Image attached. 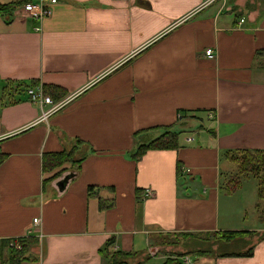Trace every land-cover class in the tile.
I'll return each instance as SVG.
<instances>
[{"label":"crops","instance_id":"crops-1","mask_svg":"<svg viewBox=\"0 0 264 264\" xmlns=\"http://www.w3.org/2000/svg\"><path fill=\"white\" fill-rule=\"evenodd\" d=\"M202 3L57 0L42 22L23 6L0 15V264L28 231L37 242L22 264H108L109 241L107 253L164 264L167 236L264 232L256 182L225 191L228 156L264 151V0ZM32 81L65 92L46 121ZM166 127L178 149L136 161ZM62 151L84 158L44 172L43 155ZM253 246L187 264H264V240Z\"/></svg>","mask_w":264,"mask_h":264},{"label":"trees","instance_id":"trees-1","mask_svg":"<svg viewBox=\"0 0 264 264\" xmlns=\"http://www.w3.org/2000/svg\"><path fill=\"white\" fill-rule=\"evenodd\" d=\"M34 0H13L8 5H1L0 6V15L3 16L5 21L9 23L13 17L14 11L18 8L24 7L27 4L32 3ZM264 55V49L259 50L255 53V57L259 58ZM38 83L36 81H32L28 87L29 88H36ZM27 88V87H26ZM4 93V90H3ZM42 93L45 96H50L54 102L59 101L65 95V92L62 89L57 87L42 86ZM163 130V133L156 139L152 140L149 143H144L137 147L136 151L133 153V158L138 161L142 158V156L151 150H177L178 149V137L180 132L173 130L172 127H166ZM80 143V141H78ZM84 157H81L78 162L74 160L73 151L70 152H58L52 154H44L42 158V169L44 172H50L55 170L56 168L62 166L65 163H80ZM230 163L235 166L236 174L230 178V180L226 184V193L230 194L236 191L240 187V178L242 176H253L256 179V186H257V210L259 219L262 221L264 220V151H239L233 156H228ZM89 196L97 197V194L94 193V189L89 188ZM98 198V197H97ZM99 207L100 209L104 208V203L99 200ZM246 232H220L215 233L214 236L218 238V241L221 243L222 249L218 254L212 253L208 250L199 249V242H203L202 238L206 235H190V234H181V236L185 239H189V243L186 244V247L192 246L194 249L188 250L186 253L187 256L192 257H202V256H216V257H227V256H251L254 250V246L251 248L246 249L245 252H228L224 251L228 245H232L237 239H241L244 237ZM251 234V233H250ZM203 236V237H202ZM257 240H264V235L256 234ZM258 236H260L258 238ZM14 240V239H13ZM12 240V241H13ZM11 241V242H12ZM37 242L35 237H29L24 241L20 242L21 248L14 249L10 246L9 254L6 260V264H22L24 261H28L30 258L29 256V249L33 247ZM112 241L107 242L105 251L103 252L105 255L104 257L108 260V264H128L131 259H136L135 255L125 254L121 252L117 253H107L106 249L111 244ZM203 244V243H202ZM188 248V249H189ZM179 256V255H178ZM136 257V258H135ZM181 257V256H179ZM149 260L148 258L144 257L142 260L137 259L135 260L137 264H142ZM164 264H180L172 260H167Z\"/></svg>","mask_w":264,"mask_h":264},{"label":"built area","instance_id":"built-area-1","mask_svg":"<svg viewBox=\"0 0 264 264\" xmlns=\"http://www.w3.org/2000/svg\"><path fill=\"white\" fill-rule=\"evenodd\" d=\"M216 0H203L202 5H208ZM57 3V0H34L32 3L27 4L24 6V8L29 12V15L31 18L38 22H42L52 16V9L51 7ZM240 23H243V20L240 21ZM39 31V28L37 29ZM215 52L212 49H208L205 51V57L208 59H214L215 58ZM27 95L30 97L32 102L39 105L41 109V115L39 118V121H46L50 116L55 114L57 111H59L67 102V100H60L57 102H54L50 96H45L42 93L41 88H29L26 90ZM208 117L214 118V115L209 114ZM188 140V139H187ZM149 193L147 192V195ZM32 224L34 228L38 226L39 220L33 219ZM30 231L27 232L22 237L15 238L11 243L10 246L14 249H20V242L24 241L25 239L30 237ZM184 263H188L186 260Z\"/></svg>","mask_w":264,"mask_h":264},{"label":"rangeland","instance_id":"rangeland-1","mask_svg":"<svg viewBox=\"0 0 264 264\" xmlns=\"http://www.w3.org/2000/svg\"><path fill=\"white\" fill-rule=\"evenodd\" d=\"M16 88L19 89L20 91H22V89H20V87H16ZM233 167H235V166H233ZM221 170L222 171L224 170V165L221 166ZM230 174H236V169L234 170L232 168ZM230 178L228 179V181L230 180ZM242 178H252L256 182V179L253 176H242ZM225 190H226V188H225ZM255 211H256L257 216H258L257 204L255 207ZM261 222L264 223V220H262ZM261 234L264 235V232H261L260 235ZM256 240H257L256 235L249 236V237L245 235L241 239H237L232 245H228L226 247V249H224V251L236 252V253L245 252L246 249H248L249 246L252 243H254V241H256ZM188 241H189V239H185L181 235H173V236L171 235V236L165 237L163 239V241L161 239V241L158 242L157 244H159L158 247H160L159 251L161 253L170 255L172 257V261H175L177 263L182 264L181 259H183L184 261L186 260L188 263L190 260L187 257V254H184V253H186L190 249H194V247H192V246H190V248H189V246L186 247V244L189 243ZM202 241L203 242H199V244H198L199 249L208 250L212 253H215V251H217L216 254L223 252V251H220L222 249V247L220 245L221 243L218 241V238L216 236H214V234L204 236L202 238ZM178 255L181 257H179ZM133 260L134 259H131L128 264H137L136 261H133Z\"/></svg>","mask_w":264,"mask_h":264}]
</instances>
